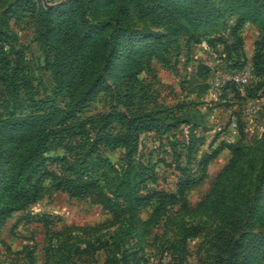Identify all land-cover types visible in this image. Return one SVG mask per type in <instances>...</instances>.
Here are the masks:
<instances>
[{
	"label": "rangeland",
	"instance_id": "rangeland-1",
	"mask_svg": "<svg viewBox=\"0 0 264 264\" xmlns=\"http://www.w3.org/2000/svg\"><path fill=\"white\" fill-rule=\"evenodd\" d=\"M120 3L131 33L120 34L110 63L82 46L81 35L65 34L83 16L107 22ZM159 3L0 0V115L66 116L40 130L50 135L34 148L39 153L26 174L48 176L37 199L4 223L0 264H264V108L250 107L264 97V73L253 58L264 32L251 22L240 30L238 71L249 72L250 82L217 96L214 68L234 70L233 56L221 43L209 45L208 32L192 39L180 20L166 32L160 19L171 10L160 16ZM240 13L217 21L212 36L227 35ZM146 44H155L153 54L136 51ZM91 70L101 78L84 99ZM30 146H7L5 178ZM61 179L94 187L78 196L58 186ZM187 180L186 204L160 210L155 194H174ZM132 189L151 197L134 217L124 198Z\"/></svg>",
	"mask_w": 264,
	"mask_h": 264
},
{
	"label": "trees",
	"instance_id": "trees-1",
	"mask_svg": "<svg viewBox=\"0 0 264 264\" xmlns=\"http://www.w3.org/2000/svg\"><path fill=\"white\" fill-rule=\"evenodd\" d=\"M160 2L159 15L163 13L162 8H169L171 10L170 15L161 16V23L166 28V32L169 28V24L173 22H180L184 24V28L187 31L192 32V39L200 41L204 37V33L208 32L209 45H216L221 43L224 45L226 53L233 56V63L231 68L234 70L241 69L243 67V54H244V42L241 36L240 30L248 23H254L259 26L264 32V0H176V5L172 6L170 3H166L163 0H150V2ZM189 4L191 6L189 7ZM155 5V4H153ZM201 6V8H199ZM175 7V9H173ZM179 7V8H177ZM119 12L116 16L111 17L107 22L96 20V22L90 21L86 16H83L81 21L74 26H70V30L65 34L81 35L78 36L82 43V46L87 47L88 50L94 51L96 54L100 53V62H111L112 57L117 54V48L119 46L118 37L126 34L129 37L131 29L129 28V10L122 3H120ZM154 9V8H153ZM241 12V13H240ZM232 13H240L236 17L228 34L218 31L216 35L213 34L210 28L214 27L216 22L229 17ZM148 15H154L152 9ZM155 16V15H154ZM157 16V15H156ZM151 17V19H157V17ZM49 17V15H47ZM111 21V22H110ZM225 21V20H223ZM47 33L52 32L50 28V21H46ZM119 25H128L125 29L118 28V30L108 31L109 27H117ZM116 29V28H114ZM183 29V28H182ZM171 31V30H170ZM198 31V32H195ZM224 33H226L224 31ZM121 34V35H120ZM170 34V32L168 33ZM164 36L166 34H163ZM232 39V40H231ZM229 40L231 42H229ZM85 42V45H83ZM256 51L254 54V67L258 73H264V34H261L260 38L255 42ZM153 54L155 44H146L145 46L136 49L137 52L143 50ZM105 62V65H107ZM93 70V69H92ZM90 71V77L92 78V85L88 86L83 94V98L87 99L93 93L92 89L95 88V84L101 75L93 74ZM96 76V77H95ZM238 87L234 83H228L225 87V93L229 92L230 88ZM66 116L61 115L60 118H42L38 119L34 116H27L25 118L15 117L13 115H0V231L9 218V216L22 208H25L29 203L34 202L42 188V183L47 175H41L36 180L33 175H27L26 172L33 164L36 156L39 153V149L35 150L44 142L45 137L50 133H44L40 130L45 128L51 123L60 121L65 123ZM67 128V126H66ZM33 144L34 147H29L23 154L15 170L10 173L7 178L4 171V157L6 154L7 146L11 144ZM35 144L37 146H35ZM129 153H133V149H128ZM216 156V152L205 158L203 165H206L209 161L213 160ZM191 180L181 182L178 186V190L174 194H155L160 199V205L162 211H166L167 206L170 204H182L185 205V190L192 184ZM129 184V183H128ZM58 186H69L71 193L78 196L86 195L94 187L91 182H82L80 180L61 179L57 182ZM218 183L215 182L213 190L217 187ZM125 202L128 204L127 211L132 217L136 212L145 204L150 201L151 197H138L134 194L133 189L124 196ZM104 203H109V199L102 197ZM217 200L213 201V204H219Z\"/></svg>",
	"mask_w": 264,
	"mask_h": 264
},
{
	"label": "built area",
	"instance_id": "built-area-1",
	"mask_svg": "<svg viewBox=\"0 0 264 264\" xmlns=\"http://www.w3.org/2000/svg\"><path fill=\"white\" fill-rule=\"evenodd\" d=\"M215 76L212 80V90L213 93L217 96L222 94V91L225 89L226 84L234 83L238 86L247 85L250 82V73L246 71L238 70H226V68H214ZM251 110L257 112L260 109L264 108V97H256L251 101L250 104ZM211 119H217L216 115L212 114ZM238 121L235 118H232L228 123V127L232 130L238 128ZM226 128L225 124H217L216 129L218 131H223Z\"/></svg>",
	"mask_w": 264,
	"mask_h": 264
},
{
	"label": "crops",
	"instance_id": "crops-1",
	"mask_svg": "<svg viewBox=\"0 0 264 264\" xmlns=\"http://www.w3.org/2000/svg\"><path fill=\"white\" fill-rule=\"evenodd\" d=\"M260 37V36H259Z\"/></svg>",
	"mask_w": 264,
	"mask_h": 264
}]
</instances>
